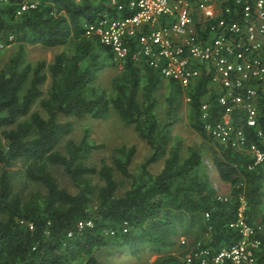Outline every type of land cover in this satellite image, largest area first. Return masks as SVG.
Here are the masks:
<instances>
[{
	"label": "trees",
	"instance_id": "1",
	"mask_svg": "<svg viewBox=\"0 0 264 264\" xmlns=\"http://www.w3.org/2000/svg\"><path fill=\"white\" fill-rule=\"evenodd\" d=\"M19 2H0V41H7L12 34L17 42L7 66L0 68V264H104L94 250L106 245L126 246L133 255L159 253L151 264H175L187 250L184 242H179L185 249L182 253L161 251L180 236H192V243L203 240L212 250L236 240L240 234L228 223L235 218L237 192L247 199L244 214L251 223L257 218L264 192V164L249 168L247 154L216 141L210 159L231 192L229 200L217 199L210 174L202 168L201 150L189 145L188 154L183 155L180 140H172L171 126L179 117L180 84L169 79L171 89L161 120L155 109V91L164 78L161 73L130 59L117 69L109 47L83 36L82 22L97 16L103 8L101 0H38L35 7L16 14ZM70 42L68 50L59 49L48 63L26 59L27 44L51 47ZM109 64L117 69L110 80L113 95L93 86L99 70ZM47 76L44 93L40 85ZM208 81L209 75L202 72L188 93L192 127L212 139L199 116L204 94L209 90L215 94ZM209 95L205 99H211L212 118H217L223 107L215 95ZM36 100L45 116L31 110ZM111 107L152 149L138 173L129 170L133 144L116 148L121 156L113 157V166L102 163L99 167L86 162L92 149L101 145L90 143L86 132L78 141L67 139L65 152L58 148L73 129V122L61 116L100 118ZM259 109L257 126L245 129L264 149L262 139L255 135L257 127L264 130L263 98ZM233 115L239 124L240 112L234 109ZM162 156L160 170L151 173L148 165ZM17 159L27 162L25 175L40 182L45 193L22 200L13 191L7 166ZM51 165L62 167L75 192L59 185ZM114 169L131 178L120 194L116 193L119 182ZM93 174L101 183L92 182ZM80 219L92 223L78 228ZM259 220L263 225L258 234L261 245L253 264H264V214Z\"/></svg>",
	"mask_w": 264,
	"mask_h": 264
},
{
	"label": "built area",
	"instance_id": "2",
	"mask_svg": "<svg viewBox=\"0 0 264 264\" xmlns=\"http://www.w3.org/2000/svg\"><path fill=\"white\" fill-rule=\"evenodd\" d=\"M103 2L116 13L104 10L94 19L84 20L83 36L109 47L116 66L123 67L129 59L147 63L187 90L202 72L208 74L215 90V94L210 90L208 94L215 95L223 109L219 117L212 118L211 99H203L199 115L202 128L212 139L246 152L249 168L264 164V149L245 129L257 126L259 101L264 99V0ZM37 3L20 0L15 13ZM13 39L10 34L7 41ZM7 41H0V47ZM186 99L190 100L189 93ZM234 109L241 114L239 124L235 123ZM255 135L258 140L264 138V130L257 127ZM216 184V198L229 200L230 194ZM237 198L235 218L228 226L240 236L215 250L196 240L175 264H253L261 245L258 234L262 224L246 220V199L240 191ZM91 223L80 219L76 225L81 228Z\"/></svg>",
	"mask_w": 264,
	"mask_h": 264
},
{
	"label": "rangeland",
	"instance_id": "3",
	"mask_svg": "<svg viewBox=\"0 0 264 264\" xmlns=\"http://www.w3.org/2000/svg\"><path fill=\"white\" fill-rule=\"evenodd\" d=\"M15 39V38H14ZM3 41V40H2ZM5 42V41H3ZM71 42L68 45H59L56 48H48L40 44H27L26 45V59L34 63L39 59L45 60L46 63L52 60L53 55L59 49L70 48ZM17 42L7 41L3 47H0V68H4L8 64V60L16 50ZM53 51V52H52ZM104 56V53H102ZM112 57V56H111ZM49 59V60H48ZM86 61L83 62L85 64ZM118 69V68H117ZM117 69L113 65H106L99 70L96 79L93 81V86L96 88H103L108 95L114 94V89L111 86L110 80L112 76L117 72ZM45 70L47 67L45 66ZM144 79V78H143ZM49 84V78H46L41 83L43 92L46 91ZM170 81L167 78H162L161 84L155 91L157 97L156 115L161 120L165 116L167 107L166 96L170 92ZM211 86V84L209 85ZM213 89V87H211ZM188 90L181 88L179 95V107H178V120L171 126L172 140H180V150L183 155L188 154V146L194 145L201 150L203 155V169L207 170L212 179L213 185H216L220 189V184L223 186V190L230 192V185L227 181L219 179L215 167L211 162L210 153L212 149L217 147V142L209 137H202L199 131H196L191 124L192 107L189 104V100L186 99ZM31 110L39 111L43 116L46 115L45 111L40 107L38 100H36ZM61 119H70L73 122V129L69 134L63 137L60 141L58 148L65 152V142L67 139H73L78 141L81 136L86 132L87 140L93 144H101L97 148L92 149L90 154L86 158V162L95 167H99L102 163H107L113 166L112 159L114 156H121L116 150L120 145L135 146V153L129 164V170L132 173H138L141 169V164L145 161L147 156L151 153V147L142 139L132 124H126L123 122L111 107L104 117L95 118L89 114L82 117L73 115L61 116ZM164 156L151 162L148 168L151 173H155L160 170L163 163ZM27 162L23 159H17L13 161L11 165L7 166V169L11 171L12 187L14 192H18L21 199L25 200L35 194H42L46 192L45 187L37 181L30 180L25 175V167ZM3 168V164L0 163V172ZM53 174L56 176L59 185L66 187L70 192H75L76 187L72 184L69 176L59 165H51ZM114 176L119 182L117 194H120L125 188L129 186L130 177L121 175L116 169L113 170ZM216 178L220 181L218 182ZM93 183H101V179L96 174H93ZM227 183V184H224ZM227 185V186H226ZM220 189V190H222ZM228 193V192H227ZM192 236L185 237L180 236L178 241L169 247L164 248L161 253H182V250H190L193 246ZM181 239H184V247L179 245ZM94 254L104 264H151L159 253L151 251H142L138 255H133L128 251L126 246L113 247L110 245L99 246L94 250Z\"/></svg>",
	"mask_w": 264,
	"mask_h": 264
},
{
	"label": "crops",
	"instance_id": "4",
	"mask_svg": "<svg viewBox=\"0 0 264 264\" xmlns=\"http://www.w3.org/2000/svg\"><path fill=\"white\" fill-rule=\"evenodd\" d=\"M57 46H51V47H48V48H56ZM53 52V51H52ZM49 60V59H48ZM51 61V60H50ZM49 62V61H48ZM47 78H49V76H47ZM211 83L208 81V85H210ZM46 92V91H45ZM44 92V93H45ZM207 94H208V91H207V93L206 94H204V99L207 97ZM214 140V139H213ZM216 141V140H215ZM261 142L264 144V138H262V140H261ZM197 147H198V145H197ZM237 150H239V151H241L242 153H245V154H247L246 152H244V151H242V150H240V149H237ZM216 180L218 181V182H220L217 178H216ZM224 184H227V183H224ZM221 186H220V189H222L223 187V185L222 184H220ZM262 185H263V190H264V178H263V180H262ZM227 186V185H226ZM224 191V190H223ZM225 192H228V194H230L231 192H229V191H227V189H226V191ZM243 195H244V193H243ZM237 198V197H236ZM245 199H246V197H245ZM237 200H238V198H237ZM246 202H247V199H246ZM238 204H239V200H238ZM247 205V204H246ZM238 206V205H237ZM258 209H259V212L257 213L258 215H257V218H256V220H254V221H252V222H254V223H260V224H262V222L259 220V216L260 215H262V214H264V192H263V194H262V196H261V202L259 203V205H258ZM246 218V217H245ZM251 222V223H252ZM262 227H263V225H262Z\"/></svg>",
	"mask_w": 264,
	"mask_h": 264
},
{
	"label": "bare ground",
	"instance_id": "5",
	"mask_svg": "<svg viewBox=\"0 0 264 264\" xmlns=\"http://www.w3.org/2000/svg\"><path fill=\"white\" fill-rule=\"evenodd\" d=\"M101 2L103 3V8L101 9V11H100L99 13H101V12L104 11V10L109 11L110 13H111V12H112V13L114 12V14L116 13L115 10H112L109 6H107L106 4H104L103 0H101ZM99 13H97V14H99ZM111 56H112V55H111ZM112 61H113V60H112ZM113 63H114V62H113ZM124 65H125V64H124ZM124 65H123V66H124ZM115 66H116V65H115ZM116 67H117L118 69L123 68V67H118V66H116ZM161 75H162V74H161ZM200 75H201V74H200ZM200 75H199V76H200ZM162 76H163V75H162ZM199 76H198V77H199ZM163 77H164V78H167V77H165V76H163ZM198 77H197V78H198ZM197 78H196V80H197ZM167 79H171V78H167ZM196 80H195V81H196ZM176 82H177V81H176ZM180 86H181V85H180ZM181 88H183V87H181Z\"/></svg>",
	"mask_w": 264,
	"mask_h": 264
}]
</instances>
